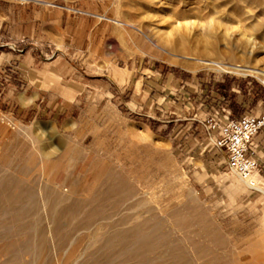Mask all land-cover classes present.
I'll return each instance as SVG.
<instances>
[{
	"label": "rangeland",
	"instance_id": "1",
	"mask_svg": "<svg viewBox=\"0 0 264 264\" xmlns=\"http://www.w3.org/2000/svg\"><path fill=\"white\" fill-rule=\"evenodd\" d=\"M0 3L47 16L40 36L0 37V264H264L262 192L240 188L207 129L262 113L264 83L181 65L207 40L212 58L264 72V0ZM26 56L117 76L126 105L149 99L122 117L57 92L21 102L7 91Z\"/></svg>",
	"mask_w": 264,
	"mask_h": 264
},
{
	"label": "crops",
	"instance_id": "2",
	"mask_svg": "<svg viewBox=\"0 0 264 264\" xmlns=\"http://www.w3.org/2000/svg\"><path fill=\"white\" fill-rule=\"evenodd\" d=\"M19 3L23 4L24 2ZM5 4L0 3V37L16 40L24 36H33L35 34L40 36L45 33L46 29L44 22L47 17L45 13L35 11L34 7H31L33 8L31 9L33 12H30L32 13V19H30L29 5L20 7L19 5H13L11 3L10 5ZM47 29L52 30L53 36H55V34L60 36V30L56 20H53L52 25L47 27ZM14 66L15 63L13 64V68L16 70L15 77L13 81L10 82L7 96L17 97L21 102H24V99L53 96L57 92L59 97H68L70 99L69 102L73 103L76 108H79L81 104L79 99L83 97L86 103L85 111L88 113L100 110L102 117L110 113L122 117L119 108L125 111L129 109L128 106L131 105L135 108L133 105L136 103L135 99L140 98L142 101H147L149 99L148 92L151 90H148V92H134V97L130 98L131 105H128V103L127 106L123 99L113 96L110 92L112 87H119L122 82V79H118L117 76L112 77V79H103L100 77L85 76V74L82 73L75 74L72 67H69L68 64L60 63L57 59L48 64L47 67L43 66L40 68L38 67V63L28 56L21 60L17 67ZM105 66H107L105 61H100V63L97 64V67L100 68H104ZM17 83L21 84L20 91L15 88L16 85L18 86ZM140 83L141 81H138L136 86ZM118 93H120V91H118ZM161 100L162 98H157L156 101L149 100L150 105L147 106L149 114H154V110L157 108L155 104L158 105ZM167 106L170 107L172 113L176 115L179 114V107L176 105L172 107L170 103L166 101L164 107ZM253 146L256 151L255 158L259 165L256 175L264 181V133L255 137Z\"/></svg>",
	"mask_w": 264,
	"mask_h": 264
},
{
	"label": "built area",
	"instance_id": "3",
	"mask_svg": "<svg viewBox=\"0 0 264 264\" xmlns=\"http://www.w3.org/2000/svg\"><path fill=\"white\" fill-rule=\"evenodd\" d=\"M207 129L211 132L213 147L223 155L227 168L240 181H249L259 167L253 141L264 133V111L235 120L226 116L224 123L210 119Z\"/></svg>",
	"mask_w": 264,
	"mask_h": 264
},
{
	"label": "bare ground",
	"instance_id": "4",
	"mask_svg": "<svg viewBox=\"0 0 264 264\" xmlns=\"http://www.w3.org/2000/svg\"><path fill=\"white\" fill-rule=\"evenodd\" d=\"M19 1H25V0H19ZM205 44L202 47V50L204 51L205 59H196L194 58L193 63L187 64L186 61L182 62L183 69L190 70L192 72L200 71V70H208L213 71L217 74H231V75H237L242 77H253L261 82L264 83V72L261 70H258L253 67H249L246 63H235L233 62V57L231 56L229 58V61L224 62V60L221 59H214L212 56H214L216 53L212 47L208 44L207 40H204ZM212 44V43H211ZM201 51V50H200ZM177 64V63H176ZM180 65V66H181ZM181 66V67H182ZM233 173V172H232ZM240 181V180H239ZM252 183V184H251ZM240 188L246 187L247 189H255L256 191L262 192V201L264 202V181L262 182V188H257L258 182L256 180V173L252 176V178L249 181H240L239 182ZM260 225H261V244L264 245V203L262 208V216L260 218ZM260 231V230H259ZM260 233V232H259ZM260 244V245H261ZM264 249V248H263Z\"/></svg>",
	"mask_w": 264,
	"mask_h": 264
}]
</instances>
